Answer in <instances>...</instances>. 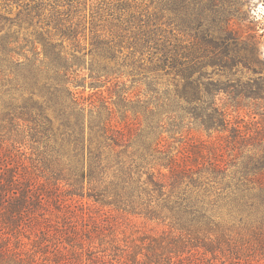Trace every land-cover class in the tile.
<instances>
[{
  "label": "trees",
  "instance_id": "obj_1",
  "mask_svg": "<svg viewBox=\"0 0 264 264\" xmlns=\"http://www.w3.org/2000/svg\"><path fill=\"white\" fill-rule=\"evenodd\" d=\"M234 3L0 0V264H264V59ZM131 218L164 231L122 245Z\"/></svg>",
  "mask_w": 264,
  "mask_h": 264
},
{
  "label": "rangeland",
  "instance_id": "obj_2",
  "mask_svg": "<svg viewBox=\"0 0 264 264\" xmlns=\"http://www.w3.org/2000/svg\"><path fill=\"white\" fill-rule=\"evenodd\" d=\"M230 10L235 13L232 23H234L236 29L245 37L252 38L249 41H253L256 44L259 51V59H264V0H236ZM248 55L250 54L248 53ZM84 72L85 74L88 73L86 70ZM255 77L252 73V68L243 65L235 66L231 73L229 72V79L235 83L246 84L249 80L255 79ZM128 85L130 84L128 83ZM91 93L89 86H87L85 95L88 96ZM220 98L223 97L221 96ZM232 114L233 117L240 116L247 122L262 120L260 117L253 119L252 115L249 117L247 111L232 112ZM84 202L88 201L85 199ZM119 231L122 245L128 242L131 246H138L144 243L147 236L162 235L164 227L149 224L141 218H131L129 225L120 227Z\"/></svg>",
  "mask_w": 264,
  "mask_h": 264
}]
</instances>
